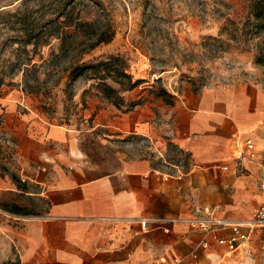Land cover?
Wrapping results in <instances>:
<instances>
[{
    "label": "crops",
    "instance_id": "obj_1",
    "mask_svg": "<svg viewBox=\"0 0 264 264\" xmlns=\"http://www.w3.org/2000/svg\"><path fill=\"white\" fill-rule=\"evenodd\" d=\"M28 106L21 92L0 94L3 129L17 143L14 171L0 164V196L10 198L0 213L23 228L19 264H209L237 250L180 222L145 232L137 220L204 205L233 220L251 215L261 173L256 160L237 156L246 138L262 145L260 84L205 87L158 109L94 106L68 123ZM20 194L40 210L11 200Z\"/></svg>",
    "mask_w": 264,
    "mask_h": 264
},
{
    "label": "rangeland",
    "instance_id": "obj_2",
    "mask_svg": "<svg viewBox=\"0 0 264 264\" xmlns=\"http://www.w3.org/2000/svg\"><path fill=\"white\" fill-rule=\"evenodd\" d=\"M251 1L0 0V94L21 92L50 122L68 123L88 115L94 106L108 105L115 114L158 109L186 93L240 80L264 90V61H256L262 36L246 39L236 33L232 38L233 25L241 26ZM98 37L108 40L89 47ZM98 61L113 63L104 81L118 90L119 108L101 96L100 80L91 73L70 77L75 65ZM116 70L141 82L128 89L127 79ZM4 113L0 164L14 171L9 162L17 143L3 129ZM11 200L29 214L40 210L38 201L23 194ZM3 201L10 198L1 195ZM3 215L0 264H19L15 232L23 228ZM249 241L209 264H264V228Z\"/></svg>",
    "mask_w": 264,
    "mask_h": 264
},
{
    "label": "built area",
    "instance_id": "obj_3",
    "mask_svg": "<svg viewBox=\"0 0 264 264\" xmlns=\"http://www.w3.org/2000/svg\"><path fill=\"white\" fill-rule=\"evenodd\" d=\"M10 144V140H5ZM12 145V144H11ZM245 152L237 156V159L256 160L260 169V177L257 180V189L260 200L257 207L251 215L244 220H233L220 214L219 208L215 206L194 207L190 214L172 217H147L138 219L141 230L148 232L155 228H161L164 232H169L168 224L176 222L183 223L194 230H199L212 236L219 244H225L229 250H236L243 247L249 240V234L257 228L264 227V140L260 149L252 138H246L242 141ZM226 169L224 165L222 167ZM229 231L227 236H221L219 233ZM207 244L204 242V246Z\"/></svg>",
    "mask_w": 264,
    "mask_h": 264
},
{
    "label": "trees",
    "instance_id": "obj_4",
    "mask_svg": "<svg viewBox=\"0 0 264 264\" xmlns=\"http://www.w3.org/2000/svg\"><path fill=\"white\" fill-rule=\"evenodd\" d=\"M75 27L77 25H74ZM76 29V28H75ZM234 33H232V38L235 39V34L240 33L241 36L245 37L246 39L260 37L262 36L261 42L256 44L258 49V55L256 57L257 62L264 61V0H252L248 6L247 15L242 22L241 26L233 25ZM108 39L98 37L94 43H91L89 47H93L97 43L101 41H106ZM117 60V59H115ZM112 60V61H115ZM112 62L108 61H98L95 63H82L75 65L71 72L70 77L72 80L77 79L86 73H91L96 78L100 80L98 83V91L100 92L101 96L107 99L109 102L114 104L117 108L121 106L120 101L122 100L121 97L118 95V90L114 89L110 85H108L104 79L106 76V70H108L109 66H112ZM119 76L127 79L128 82V89L134 88L138 85L141 80L137 79L132 81L131 76L126 73L124 70H116ZM103 72V73H101ZM122 81L119 83L121 84ZM162 94L165 96L170 97V95L166 92L165 89H161ZM1 170H6L2 165H0Z\"/></svg>",
    "mask_w": 264,
    "mask_h": 264
}]
</instances>
